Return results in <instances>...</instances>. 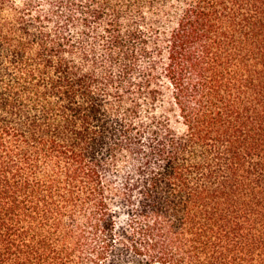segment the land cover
I'll use <instances>...</instances> for the list:
<instances>
[{
    "label": "trees",
    "instance_id": "16d2710c",
    "mask_svg": "<svg viewBox=\"0 0 264 264\" xmlns=\"http://www.w3.org/2000/svg\"><path fill=\"white\" fill-rule=\"evenodd\" d=\"M0 264H264V0H0Z\"/></svg>",
    "mask_w": 264,
    "mask_h": 264
}]
</instances>
